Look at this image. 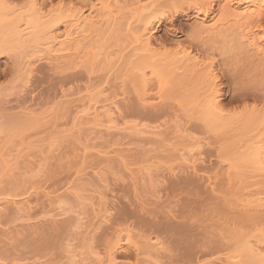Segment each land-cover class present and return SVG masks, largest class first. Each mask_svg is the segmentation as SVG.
<instances>
[{"label": "rangeland", "instance_id": "rangeland-1", "mask_svg": "<svg viewBox=\"0 0 264 264\" xmlns=\"http://www.w3.org/2000/svg\"><path fill=\"white\" fill-rule=\"evenodd\" d=\"M31 1H0V264L235 263L230 239L246 218L264 219V164L230 150L257 131L241 135L242 121L207 129L204 84L175 85L194 69L167 61L180 49L199 71L214 63L224 104L242 90L264 95V74L248 64L255 51L234 47L248 31L227 14L236 4L71 0L89 22L60 55L47 47L51 34L28 39L25 23L34 6L49 16L70 0ZM221 239L236 250L211 251Z\"/></svg>", "mask_w": 264, "mask_h": 264}, {"label": "bare ground", "instance_id": "bare-ground-1", "mask_svg": "<svg viewBox=\"0 0 264 264\" xmlns=\"http://www.w3.org/2000/svg\"><path fill=\"white\" fill-rule=\"evenodd\" d=\"M35 1L36 0H32L31 4L35 5L36 4ZM230 3L236 4V6H237L233 10L234 12L231 13V11H230L229 13H227L228 16H229V14H231L232 18L234 17L237 20V22L235 21L236 24L234 23V27H236L235 25H237V23H238L239 26L236 27V28L239 29V27H241V28L244 27V28H247V30H248L247 33L246 32L245 33L242 32V33L239 34V37H237V39L239 38L238 39L239 41H237V39L236 40L233 39V38H235L234 36H236V35H234V36L231 35L233 38L230 37V40L233 39V41L236 42V43L233 42L234 43V47H235V44L237 45V42L239 43L240 40H241V42L237 46L238 48H243V50L244 49L246 50V48H248V49L251 48L252 50L255 51L256 55L255 54H252V55L253 56L255 55L256 59H255V57H253L251 55L252 59H251V61L250 60L248 61V64L249 65L251 64V65L255 66L256 69H257L256 71H260L261 75H262V74H264V49H263L264 48V0H227V1H225V4L222 7L225 8V9H226V6L227 7H231ZM70 4H71V0L68 1V4H66L67 6H64V5L62 6V7H64V9L61 7L63 10L58 11L57 13L55 12L54 14L53 13L51 14L49 12V16H47L48 14L45 16V13L42 12L43 9L42 10L40 8L38 9V7H36V6H34V8H31L30 12L28 14L29 19L25 23V25H27L26 28H28L27 30H30V32H31L30 33L31 36H29L28 39L31 37L30 39L32 41L33 38H39L41 35H44L43 37L46 38L47 34H51V35H47V37H49L47 39L50 40V42H49L50 45L47 46V47L55 48L54 49V53H59L60 54V53H63L65 51L67 52L68 50H70L71 49L70 48L71 44L73 45V42H74L73 40L75 39L73 36L78 34L77 30L81 27V25L86 24V22H89L88 19L83 18L82 15H80L79 12L74 10L75 6H74V8H72V6H69ZM72 4H74V3H72ZM233 4H232V6H233ZM241 6H244V7L241 9ZM35 8H37V9H35ZM228 9L230 10L231 8H228ZM238 9H241V10L238 11ZM47 10H49V9H47ZM205 11L208 12V10H205ZM205 11H203V12H205ZM43 13H44V15H43ZM202 14H204V13H202ZM21 16H23V15H21ZM28 16H27V18H28ZM62 16H64V18H65L64 19V21H65L64 23H66L67 26H65L66 27L65 31L61 35L62 37L58 36L59 38H62L60 40L59 38L57 39L56 35L52 36V33H50V31L53 29V27L56 28L55 25L58 24L57 23V21H59L58 19H60V18L62 19L63 18ZM142 16L145 18L146 15L143 14ZM142 16L140 18L141 19L140 22L142 21V19H144V18H142ZM23 17H25V20H26V16H23ZM204 17H206V14H204ZM146 18H145L144 22L143 21L141 22V24L144 23L145 26L146 25L148 26L150 23H148V21L146 22ZM61 19H60V22H61ZM239 20H240V22H239ZM241 21H242V23H241ZM202 22H203V20H202ZM9 27L11 28L12 26L9 25ZM230 28H232V27H229V29ZM143 29H145V27ZM152 29H154V28H151V27L146 28V31L148 33L147 36L149 38L153 37V36H151L152 33H150V32H152ZM12 30L10 29L9 31L11 32ZM143 31H145V30H143ZM51 32H54V31H51ZM153 32H154V30H153ZM231 32H232V30L229 32V35H230ZM28 33H29V31H28ZM143 34L144 33H142V35ZM15 36H16V34H15ZM147 36L146 35L144 36L145 39L143 37H141V38H139V36L137 37L139 39L143 38V40L146 41V44H145V41L142 42V45L143 44L146 45V48L150 47L151 46V42H152L149 38H147V40H146ZM20 37H23V36L20 35ZM20 37L17 36V39L20 38ZM41 39H37V40H41ZM245 39H246V42H245ZM22 40H23V38H21V41ZM57 40H59V41H57ZM45 41H47V40H45ZM18 43H20L19 44L20 46L22 45V42H20L19 40H18ZM231 44H232V42H231ZM42 45H45V44H42ZM1 46H0V48H1ZM24 46L26 47V45H24ZM24 46L22 47V49H24ZM3 48H4V46L2 47L1 52H2ZM14 48H16V46H14ZM20 49L21 48H19V50ZM15 50H14V52H15ZM19 50H17V52H19ZM249 51H251V50H247V53ZM22 52H23V50H22ZM52 52H53V50H52ZM57 56H59V55H57ZM14 60H16V59H14ZM168 61H170V62H168ZM168 61H167V63H169L172 66L175 65V64L177 66V63L180 64V65L182 63H184V64H182L183 67L181 66L183 69H186L187 68L186 66H189L188 63L192 64V68L194 70L196 69L195 67L200 66L199 63L197 64V63L191 62V57L188 55V53H185L184 51H180V49H178L175 53H173L171 58H170V60H168ZM23 64L24 63H22V65ZM180 65H178V66H180ZM184 65H185V68H184ZM176 66H173V68L174 67H175L174 69L179 68V67H176ZM166 67H167V65H166ZM181 67H180V69H182ZM192 68L188 67L189 70H192ZM201 69H202V71H201ZM201 69H200V71L198 69H196V71L192 70V72L190 71V74H189L190 76L189 75H186V76L183 75V77L181 76L180 79L178 77L179 74H178V76H177V74H175L176 79H177V82H175L176 83L175 85H177V83L178 84L179 83L182 84L183 82H186V81H188L187 83L192 82V81H198V82H202L204 84V86L202 88V94H204V96L201 97V100L197 99V101H199V103H200V101L202 102L199 105L200 110H199L198 114H199L200 119H202V121L204 122L203 124H206L207 129H212V128L215 129L217 127L226 128L227 126H230L235 121L236 122L237 121H242L241 125L237 129V130H239L241 132V135H243L244 133L245 134L249 133L251 131H257V134H255L254 136L250 137V139L247 142L243 143L242 145H238L237 144L238 145V147H237L235 145V143H234L235 146H233L230 151H231V154L233 156H244L246 161L250 162V165H252L254 163H256L255 164L256 166H257L258 163L260 165H263L264 164V95H262L263 93H261V95H262L261 96L257 92L258 90L257 91H251V92L250 91H246V92L244 91L243 92V90L241 92H239V93L238 92H236V93L234 92L232 94V96L230 97V100L227 101V103L224 104L223 101H224L225 93L223 91V87H221L223 74L221 75L222 77L220 78V75H218L217 72H215V70H214V63L207 64L205 67H203ZM170 71H172V70H170ZM260 72H259V74H260ZM171 78L170 79L173 80L172 76H171ZM261 78H262L261 83L262 82L264 83L263 75H262V77L260 76V79ZM171 80H169V83L171 82ZM263 83H262V85H263ZM184 97L185 96H183V98H182V95H181V97H179V98L182 99L185 102V101H188L187 99L190 98V95H186V97H187L186 99H184ZM193 100L196 101L195 98H193ZM183 101H182V103H183ZM249 101H251L252 103H250ZM227 104H230V106L235 105V108L226 109ZM245 134H244V136H245ZM227 155H229V154H227ZM254 159H255V162H254ZM252 161L254 163H252ZM246 164H248V163H246ZM260 165H259V168L261 167ZM1 205H2V203L0 202V208H1ZM191 219H193V218H191ZM204 221H206V220H204ZM243 222L245 224L244 230L245 229L246 230L245 231L244 230L243 231H239V235L236 236V238L230 239V241L228 240L230 243H231L232 240H234V242H233V244H234L235 243V239L238 238V240H236V244L239 242L238 243L239 245L237 247L240 246V248H238V252H237L238 254L236 256L235 255H231L228 258V259H231V260H229V262L232 261V259H233V261H235V263H233V264H264V254H262L263 256L262 255L259 256V257L262 256L261 259H258L259 257L255 256V253L257 254V251L253 252L254 253L253 254L252 253V249H251L252 246H250V242L252 240L256 239V241H254V242L258 241L264 247V219L254 220V218L248 217ZM211 223H212L211 225H214V223L216 224V222H214V223L211 222ZM207 226H209V225H207ZM240 230H242V229H240ZM254 230H256V233L254 235H251V232L254 231ZM253 238H255V239H253ZM250 239H252V240H250ZM223 240L221 239V241L219 243H214V244H212L210 242L211 245L209 244L210 245L209 249L211 251H214V252L215 251H222V250H225V249L227 250L230 247H232V246L234 247L236 245V244H234V245L232 244V246H231V244L228 243V241L225 242V240H224V242H222ZM253 244L254 243H252L251 245H253ZM229 245H230V247H229ZM154 246H157V244L154 245ZM233 247H232V249L234 250ZM237 247H235V250H236ZM252 248H254L253 250H255L254 245H253ZM205 251H208V250H205ZM208 252H210V251H208ZM259 254H261V253H259ZM238 256H239V260L236 258ZM251 256L255 257L257 259L252 258ZM236 261H238V262H236ZM211 264H212V262H211Z\"/></svg>", "mask_w": 264, "mask_h": 264}]
</instances>
